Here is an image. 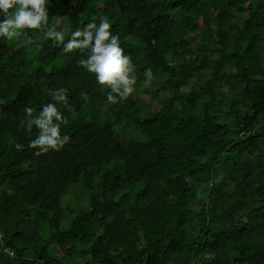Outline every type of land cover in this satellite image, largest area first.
Returning a JSON list of instances; mask_svg holds the SVG:
<instances>
[{
    "label": "trees",
    "instance_id": "16d2710c",
    "mask_svg": "<svg viewBox=\"0 0 264 264\" xmlns=\"http://www.w3.org/2000/svg\"><path fill=\"white\" fill-rule=\"evenodd\" d=\"M47 7L58 28L108 16L136 91L107 102L87 51L37 30L0 39V264H264V0ZM59 88L70 140L36 155L22 109Z\"/></svg>",
    "mask_w": 264,
    "mask_h": 264
},
{
    "label": "clouds",
    "instance_id": "9594fccd",
    "mask_svg": "<svg viewBox=\"0 0 264 264\" xmlns=\"http://www.w3.org/2000/svg\"><path fill=\"white\" fill-rule=\"evenodd\" d=\"M48 4L49 0H0V39L20 41L29 46L34 40L28 30H37L43 34L44 40L62 46L64 53H73L74 50L84 53L86 50V58L79 59L78 65L93 74L96 84L107 90V102L116 104L131 96L138 80L135 65L121 47L120 36L112 31L108 16L101 15L75 30L71 25L58 28L49 24ZM143 75L144 86H148L153 79L151 69H146ZM66 93L65 88L50 91L54 102L44 104L38 112L27 105L22 109L26 129L31 132L35 126L37 131L28 144V147L37 149L36 155L50 149L58 151L70 140L67 134L61 133V126L67 123L60 110V106L68 107ZM82 96L87 100L86 93ZM14 146L17 150L22 149L21 144Z\"/></svg>",
    "mask_w": 264,
    "mask_h": 264
}]
</instances>
